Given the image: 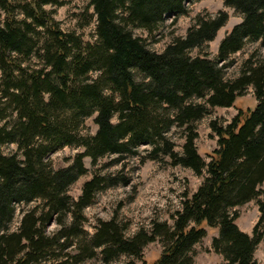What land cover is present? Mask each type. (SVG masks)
I'll list each match as a JSON object with an SVG mask.
<instances>
[{
  "label": "trees",
  "instance_id": "obj_1",
  "mask_svg": "<svg viewBox=\"0 0 264 264\" xmlns=\"http://www.w3.org/2000/svg\"><path fill=\"white\" fill-rule=\"evenodd\" d=\"M193 1L91 0L97 40L83 45L80 35L61 30L44 7L63 5V0H0V264H76L98 255L105 263L126 255L145 264H193L195 245L209 228L218 233L213 238L215 252L223 256L218 264H259L255 252L264 239V55L251 54L235 79H227L225 70L247 43L264 45V0H224L243 19L222 39L215 58L204 45L228 21L226 11L197 15L187 34L175 37L163 52L134 33L140 28L153 34L168 15L176 19L187 14ZM194 49L199 53L193 55ZM32 56L40 58L41 67L25 66ZM250 87L257 100L254 109L240 110L227 125L211 122L218 147L206 161L196 144L195 121L216 107L235 106ZM90 117L97 131L84 134L81 126ZM175 125L185 126L182 153L168 138ZM140 143L154 145V152L171 158L173 165L192 169L201 184L186 194L173 226L154 222L150 231L127 236V224L115 216L99 219L90 235L85 209L96 193L130 181L95 172L78 199L73 198L71 185L88 172L85 158L96 165L103 156L118 154L120 161L136 153ZM11 144L17 149L5 153L3 146ZM73 145L84 150L69 166L55 168L51 154ZM252 200L261 215L250 235L238 225L236 208ZM35 202L12 229L20 205ZM53 223L57 228L50 232ZM158 240L163 251L147 263L144 248Z\"/></svg>",
  "mask_w": 264,
  "mask_h": 264
},
{
  "label": "rangeland",
  "instance_id": "obj_2",
  "mask_svg": "<svg viewBox=\"0 0 264 264\" xmlns=\"http://www.w3.org/2000/svg\"><path fill=\"white\" fill-rule=\"evenodd\" d=\"M63 5L48 4L45 9L52 12V15L58 21L59 28L64 32H73L81 36L83 45L88 42H95L96 35V16L93 7L90 6L91 0H63ZM188 13L180 15L175 19L174 15H168L164 23L153 34L146 30L136 28L134 33L147 40L149 47L157 52H163L166 46L172 42L175 37L185 36L188 29L194 24L197 15L216 16L220 11H226L229 15L226 24L218 31L216 37L204 49L211 53L215 58L218 54V48L222 39L233 29V27L242 21V15L234 8L225 4L224 0H197L188 3ZM90 15L92 18L89 19ZM17 16L22 18V13L17 9ZM2 20L5 19L3 15ZM87 20H90L86 24ZM40 39H45L46 35L41 33ZM257 51V52H256ZM260 53L264 55V45L261 42L247 43L245 47L230 58V66L225 70L227 79H235L251 54ZM193 55L199 53V49L192 51ZM255 54V55H256ZM25 66L38 68L42 66L40 58L32 56L24 62ZM93 76L97 72H93ZM142 79V75H137ZM3 80V74L0 70V84ZM195 102H201L202 99L194 97ZM257 100L253 87H250L236 101L232 107H216L211 113L195 121L194 126L199 134L196 140L198 151L209 161L208 153L218 147V136L215 135L211 122L216 120L221 124H229L240 112L247 111L248 108L254 109ZM8 119V118H7ZM114 121L117 122L115 116ZM82 127V133L95 134L97 125L94 123V117L87 118ZM185 126L175 125L168 132L170 138L175 144V150L183 152L182 145L185 142ZM3 151L9 153L16 150L17 145L11 144L3 146ZM154 145L140 143L136 153L123 156L120 161L118 154L106 155L100 158L96 165H92L91 158H85V166L88 172L79 177L71 185L70 194L78 199L82 193V187L86 180H89L95 172L110 175H122L129 178L128 185L117 184L115 186L105 187L96 193L93 203L85 209V229L92 235L98 224L99 219L110 220L117 216L122 224H127V236H133L139 230L150 231L154 222H167L173 226L177 211L182 209L186 194L194 193L202 182V178L195 172L181 165H173L171 158L165 156L162 152H154ZM82 146H65L53 154L50 159L55 168L67 167L73 157L82 152ZM264 191V183L261 186ZM262 197V196H261ZM39 202L31 204H22L17 210L16 216L11 223V228L16 230L21 222L23 210L33 208ZM240 216L237 222L242 230H247L250 235L260 219V211L256 200H252L242 206L237 207ZM57 224L49 226V231L53 232ZM263 229V225L260 230ZM218 236L216 229H208L206 237L195 245V257L193 264H218L223 262V256L216 253L213 248V238ZM163 244L158 240L148 244L144 248V257L147 263L157 259L163 251ZM74 252V250H73ZM255 258L259 264H264V239L259 243L255 252ZM76 264H145L143 261H137L132 257L123 255L119 258L105 263L100 255L84 260Z\"/></svg>",
  "mask_w": 264,
  "mask_h": 264
},
{
  "label": "crops",
  "instance_id": "obj_3",
  "mask_svg": "<svg viewBox=\"0 0 264 264\" xmlns=\"http://www.w3.org/2000/svg\"><path fill=\"white\" fill-rule=\"evenodd\" d=\"M244 231L248 232L247 230H244Z\"/></svg>",
  "mask_w": 264,
  "mask_h": 264
}]
</instances>
